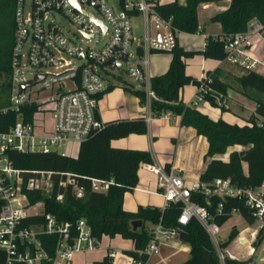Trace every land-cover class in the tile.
Segmentation results:
<instances>
[{"label": "built area", "instance_id": "obj_1", "mask_svg": "<svg viewBox=\"0 0 264 264\" xmlns=\"http://www.w3.org/2000/svg\"><path fill=\"white\" fill-rule=\"evenodd\" d=\"M29 2L27 9V0H17L10 89L0 106V250L6 255L2 264H73L77 254L101 250V241L93 236L85 219L77 222L74 236L72 223L60 222L46 212L43 200L32 203L27 192L51 196L57 187L71 186L78 198H84L86 189L77 186L69 172L19 169L10 154H59L62 147L79 146L102 130L99 104L109 88L115 87L108 80L107 73L112 69L122 68L141 86L139 89L146 94L149 124L151 101L156 98L151 87V56L173 52L179 44L180 31L149 0H120V13L109 0ZM60 17L72 23L76 32L67 35L60 26ZM135 17L143 21L139 39L132 23ZM221 39L226 53L223 61L245 72L264 70V55L258 53L260 42H264V26L258 20H252L246 31ZM73 62L77 63L75 67ZM39 78V82L23 88ZM201 81L191 107L199 106L210 92L211 77L206 74ZM10 112L16 115L11 124L4 120ZM172 115L168 112L163 116L170 119ZM140 168L158 176L165 206L182 204L178 223L185 225L195 218L202 224L220 264H264V258L259 263L253 260L256 245L264 239V180L257 187L246 188L229 178L189 182L176 167L167 170L154 162L143 163ZM112 184V180L93 178L91 190L106 193ZM193 195L244 201L255 223L234 240L245 251L235 254L230 249L231 242L225 245L228 239L218 237L221 226L207 207L193 200ZM63 199V194L57 195L58 201ZM222 207L220 203L218 214H222ZM33 217L41 220L30 223ZM44 235L58 236L53 256L44 246ZM176 240H180L177 228L158 224L152 229L147 248L138 252L139 258L114 249H107V256L112 264H148L160 255L163 244Z\"/></svg>", "mask_w": 264, "mask_h": 264}, {"label": "trees", "instance_id": "obj_2", "mask_svg": "<svg viewBox=\"0 0 264 264\" xmlns=\"http://www.w3.org/2000/svg\"><path fill=\"white\" fill-rule=\"evenodd\" d=\"M156 10L166 19L172 20L174 28L180 32L196 34L199 32L200 22L198 9L203 4L218 3L227 0H175L162 4L159 0H149ZM226 10L217 13L211 19L219 23L222 33L217 38L209 37L204 48L200 51L188 50L178 44L171 54L168 70L156 75L151 80V87L156 98L151 101L153 116L165 113L181 116V124L192 127L197 134L206 137L208 151L206 158L225 155L229 148L241 146L240 151L229 153L228 161L213 159L200 176L205 182L217 178L231 179L240 187L254 188L264 180V75L257 72H245L239 76L237 82L241 93L249 102L253 103L254 112L249 119L240 123H231L223 118L213 119L195 107L186 105L181 99V90L188 85L199 86L201 79L190 76L186 72V60L201 55L206 59L223 61L226 53L221 38L244 32L252 20H258L264 26V0H229ZM17 0H0V80L7 79L2 89L8 96L10 77L12 74V57L15 46ZM222 70L209 72L212 82L210 92L205 101L212 107L219 108L223 113L226 107L230 86L222 80ZM114 87H110L111 92ZM126 91L136 96L142 105L146 104V94L143 90L125 86ZM1 106V105H0ZM15 113H8L4 120L10 124L15 121ZM148 133V123L144 116L134 119H120L104 123L102 130L95 132L79 146L76 157L51 154H17L11 153L13 165L22 170H43L56 173L69 172L75 177L76 185L84 187L87 194L78 198L72 187L66 189L57 187L51 196L41 193L27 192L32 203L39 200L45 202L46 212L54 215L60 222H69L75 227L77 222L85 219L91 227L93 236L101 241L104 237H121L133 242L132 250L126 254L139 258V251H144L151 238L152 229L158 224L164 227H175L179 230L180 241L190 246V257L182 264H220L217 251L212 240L195 218L187 224L178 223L182 212V204L170 203L163 209L153 206H139L137 212H130L124 208V197L133 191L138 183V172L143 163H153L148 150L121 149L111 145L113 140L122 139L132 134L145 135ZM247 165V170L244 169ZM112 180L108 192L100 193L91 190V179ZM63 194L62 201L57 195ZM193 200L209 209L215 221L222 226L235 212L241 214L249 225L255 219L245 207L244 201L238 199L223 200L220 197H206L193 195ZM223 203L222 214H218V206ZM1 207V203H0ZM41 218H30L29 222H39ZM142 221V225L134 230L132 223ZM239 231L233 228L225 245L233 241ZM58 236L44 235L42 241L47 251L53 256ZM143 260L146 258L141 257ZM6 259L0 250V264ZM93 264H112V259L105 256Z\"/></svg>", "mask_w": 264, "mask_h": 264}, {"label": "crops", "instance_id": "obj_3", "mask_svg": "<svg viewBox=\"0 0 264 264\" xmlns=\"http://www.w3.org/2000/svg\"><path fill=\"white\" fill-rule=\"evenodd\" d=\"M173 1L175 0H169L167 3ZM180 2L184 3V0H180ZM229 3L230 1L227 0L218 3H209L201 5L198 9L200 22L199 32L196 34L180 32L179 45L188 50L200 51L204 48L206 40L209 37L215 38L221 35V25L219 23L212 22L211 19L217 13L226 10L229 6ZM217 4H219V6H217ZM213 6L214 8H212ZM180 35L185 36L183 40H181ZM169 56V63L167 59L162 65L159 63L160 58L156 54L151 56L152 78L156 75L164 74L168 70L171 62V54H169ZM223 63H225V61L213 60V62L209 63V70L206 71L205 64L203 61L201 66L202 73L199 76L195 73L190 72L188 68H186V72L190 76H193L197 79H201L204 75H208L209 72H213L219 68L223 72L221 78L224 81L227 75L230 76L234 75L235 73L231 69H224L222 67ZM260 73L263 75L262 72ZM191 86L193 85H188L181 90L180 97L186 105H190L197 95V91L196 89H194L195 87L193 86V89H191ZM106 95L107 93L102 97L99 104L100 118L104 123L120 119H134L140 116H144L146 120V116L148 114L147 107L146 112L142 111V108L141 110L140 108L133 107L127 109L125 108L122 111H103L101 109V104L107 103L106 101L108 98ZM135 98L138 100V102H140L136 96ZM208 104L210 105V103ZM226 107L228 108V111L223 113L219 108L211 106L212 113L214 112L213 114L215 115H210L209 110L203 109L199 106H197L196 108L213 119L223 118L231 123H235L236 121L228 119L226 117L228 113H232L234 116L237 117V120L240 119L239 121H241L247 119V115L245 114L249 113L252 115L254 112V106L241 93L237 91H234L233 93H230L229 91ZM249 107L250 110H248L247 113H240L241 111L246 110ZM111 145L115 148L121 149L148 150L152 155L154 163L164 166L167 170H169L173 166L176 167L180 170V173L184 175L189 182L191 180L200 178L202 173L206 170L207 165L213 159H221L223 161H228L229 153H231L232 151H240L243 149L241 146H234L229 148L228 153L225 155H216L213 158H206V154L208 151V141L206 137L198 135L196 130L192 127L183 126L181 124V116L172 115L170 119H165L163 115L153 116V114L152 120L148 124L147 134H132L122 139L113 140ZM79 146L77 150V155L79 151ZM77 155H75V157ZM244 169L247 170L246 164H244ZM138 176L139 183L137 187L133 191L125 194V210L130 212H137L139 206H153L163 209L165 207V199L159 191L158 176L151 172L142 170L141 168L138 172ZM132 192L135 193L133 194ZM235 228L238 230L237 227ZM248 228H250L249 224L244 229L238 231L239 233H241L242 231ZM101 242V250L77 255L85 256L94 253H102V257H96L91 259V262L93 264V262L99 261L105 256H107V249L118 250L117 248H112L110 245L108 247H104ZM128 242L130 243L128 246H118L121 248L120 251L132 250L134 248L133 242L130 240ZM170 243H173V246H169ZM170 243H168L169 245L163 244L161 246L160 255L153 258L148 264H182L183 262L189 259L190 246L188 244H185L180 240H176ZM171 248H173L174 253L169 251Z\"/></svg>", "mask_w": 264, "mask_h": 264}, {"label": "rangeland", "instance_id": "obj_4", "mask_svg": "<svg viewBox=\"0 0 264 264\" xmlns=\"http://www.w3.org/2000/svg\"><path fill=\"white\" fill-rule=\"evenodd\" d=\"M159 1H160V3H167L169 0H159ZM29 3H30L29 0H27V9L29 8ZM109 4L113 7V9L117 13L121 12L122 9L120 7V0H109ZM217 6H219V4H217ZM212 8H214V6ZM58 20H59V23H60L62 30H64V32L67 35H71L72 33L76 32L75 26L72 23H70L67 19L60 17V18H58ZM132 23H133L134 30H135V36H136V38L139 39L141 36V33H142V23H143L142 18L141 17H135L132 19ZM184 37L185 36L180 35L181 40H183ZM258 53L261 56L264 55V42L263 41L260 42ZM154 54H156L160 58L159 63L161 65L164 64L167 59H168V63H169L170 56L168 53L161 52V53H154ZM66 60H71V58L66 56ZM203 61L205 64V69H206V71H208L209 67H210L209 63L213 62V60L205 59L201 55H196L195 57L187 60L188 70L199 76L202 73L201 66H202ZM76 65H77L76 62L72 63L73 67H75ZM222 67L224 69H231L235 73L234 75H230V76L227 75L225 80H224L227 84H229L230 88L232 89V90H230V93H233L234 91L238 92L239 90H241V88L237 82V79L239 78V75L244 73V71L238 69L237 67L231 65L228 62L223 63ZM49 71L56 72V70L54 68H50ZM261 72L264 75V70ZM107 74L109 75L108 80L113 82L115 87L111 92L107 93V95H106L108 98L106 101L107 103L101 104V109L103 111L104 110L122 111L125 108L127 109V108L133 107V108H140V109L142 108L143 110L142 109L141 110L146 112V105L140 104V102H138V100L135 98V96L131 92L126 91L124 89V87L126 85H131L134 88L139 89L141 86L137 82H135L132 78H130L122 68L121 69H112L111 72L107 73ZM198 79H200V78H198ZM5 81H7V79L6 80L5 79L0 80V105H3L7 99V96L2 89L3 88L2 84ZM193 86L195 87L194 89H196V91H197V86H195V85H193ZM193 86H191L190 88L193 89L192 88ZM250 103L253 105L252 102H250ZM199 107L209 110L210 115H215V114H213L214 112L212 113L211 106L206 101L201 102L199 104ZM248 110H250V107L247 108L246 110L241 111L240 113H243V112L247 113ZM245 115H247V119H249L251 117V114H249V113H247ZM226 117L232 121H236L235 123L242 124L245 121V120L239 121L240 119L237 120V117L234 116L232 113H228L226 115ZM77 150H78L77 145H69L68 147H62L61 149H59V154L75 157V155H77ZM132 193L134 194L135 192H132ZM247 226H248V223L241 214L233 213L231 218L221 226L220 233H219L218 237L223 238V239H229L233 228L237 227L238 230L240 231ZM128 241L129 240H125L119 236H116L115 238L104 237L101 243L104 247H108L110 245L112 248H117L118 250H120L121 248L118 246H128L130 244ZM169 246H173V243H170ZM256 247H257V252H256L253 260L259 263L260 260L264 258V239H262L261 242H259V244L256 245ZM230 249L233 253L239 254V252L245 251L246 248L240 247L237 244V242H235V240H233V241H231ZM169 251L174 253L173 248H171ZM96 257L97 258L102 257V253H94V254L85 255V256L77 255L73 259V264H92L91 259L96 258Z\"/></svg>", "mask_w": 264, "mask_h": 264}, {"label": "water", "instance_id": "obj_5", "mask_svg": "<svg viewBox=\"0 0 264 264\" xmlns=\"http://www.w3.org/2000/svg\"><path fill=\"white\" fill-rule=\"evenodd\" d=\"M73 1L75 2V0H73ZM109 64H111V61L109 62ZM40 79H41V78H39V79H37L36 81L31 82V83H29V84L23 86V88H25V87H27V86H29V85H32V84H34V83L39 82ZM141 225H142V221H134V222L132 223V226H133L134 230H136L137 228H139Z\"/></svg>", "mask_w": 264, "mask_h": 264}]
</instances>
